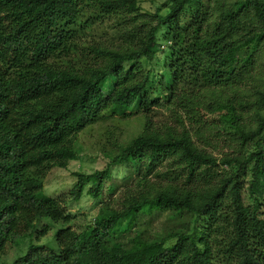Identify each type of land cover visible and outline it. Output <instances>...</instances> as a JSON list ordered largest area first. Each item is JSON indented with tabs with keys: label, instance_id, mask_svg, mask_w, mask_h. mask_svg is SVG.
<instances>
[{
	"label": "trees",
	"instance_id": "trees-1",
	"mask_svg": "<svg viewBox=\"0 0 264 264\" xmlns=\"http://www.w3.org/2000/svg\"><path fill=\"white\" fill-rule=\"evenodd\" d=\"M141 2L0 0V264L13 248L11 264H264V0ZM223 105L220 126L202 119ZM162 107L179 126L153 123ZM135 112V136L106 131L103 168L42 192L90 122ZM85 194L97 212L76 227ZM161 213H188L186 229L142 220ZM51 225L56 249L40 243Z\"/></svg>",
	"mask_w": 264,
	"mask_h": 264
},
{
	"label": "rangeland",
	"instance_id": "rangeland-1",
	"mask_svg": "<svg viewBox=\"0 0 264 264\" xmlns=\"http://www.w3.org/2000/svg\"><path fill=\"white\" fill-rule=\"evenodd\" d=\"M156 2H151L150 0H142L140 3L142 9L153 10L154 6L160 4L162 0H155ZM165 8H161L160 13H164ZM113 20H105L103 29L101 25H93L91 26L90 32L88 35H84L86 39H90L91 36L94 35L96 39L102 34L104 30H106L109 23H112ZM110 31L107 28V33ZM256 60L254 66V72L257 69H264V48L261 46L256 52L255 56ZM253 66L249 65L250 68ZM237 111L239 106L233 102ZM226 106H222L218 110L212 113L202 112L201 117L204 121L210 124L211 121H214L213 124L221 125V121L228 119V113H226ZM152 121L157 125H174L179 126V124L175 121L170 110L165 109L164 107L155 109L153 108L150 112ZM186 126L187 121H184ZM140 113L135 112L130 114L129 117L118 119L117 116L112 119L104 118L101 119L100 122L93 121L90 122L85 129L79 133L78 135V157L76 160L69 161L66 168L53 167L46 175L44 179L43 193L55 197L64 192H67L75 182V177L73 176V172H83L90 173L96 169H101L104 167L106 163V159L103 157L102 150L106 145L105 133L106 131L113 132L117 138L120 140H128L130 137H133L139 132L141 126ZM209 134L208 132H206ZM247 135H244L242 138H245ZM193 140L197 142V139L193 137ZM216 140V139H215ZM212 136L208 135V140L211 144L215 141ZM226 141H223L222 138L218 140L217 149L211 148V145H205V148L211 150L217 157H220V151H227L228 147L223 145ZM199 145H202V142H198ZM118 168V167H117ZM113 169V177L114 182L120 183L122 175H124V168L119 167V171L117 172ZM98 204L93 201L88 195H83L82 198L75 202L71 207L70 211L76 215L75 221L73 222L76 227L77 225H83L87 221L91 220L92 216L97 212ZM184 220L175 222L174 220L169 219L168 213L154 214V215H145L142 217V220L146 222V225L155 230H179L186 229L187 221L190 218L188 213L183 215ZM264 216V215H263ZM41 222V223H40ZM37 226L46 224L48 221L46 219H42ZM57 225H51V228L48 234L40 239V243L47 244L52 248L56 249V241H55V233L57 230ZM20 254V251L16 248H13L9 251L8 255L5 257V261L7 264H11V261ZM163 264V263H162Z\"/></svg>",
	"mask_w": 264,
	"mask_h": 264
}]
</instances>
